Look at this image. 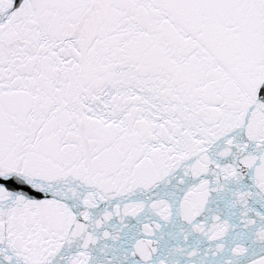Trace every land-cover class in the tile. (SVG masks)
Segmentation results:
<instances>
[{
	"label": "snow or ice",
	"instance_id": "6c2138e0",
	"mask_svg": "<svg viewBox=\"0 0 264 264\" xmlns=\"http://www.w3.org/2000/svg\"><path fill=\"white\" fill-rule=\"evenodd\" d=\"M0 264H264V0H0Z\"/></svg>",
	"mask_w": 264,
	"mask_h": 264
}]
</instances>
